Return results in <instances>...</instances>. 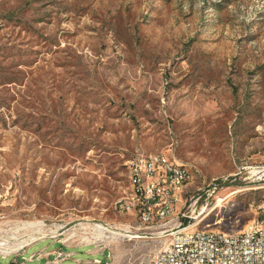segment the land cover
<instances>
[{
    "label": "rangeland",
    "instance_id": "374dc122",
    "mask_svg": "<svg viewBox=\"0 0 264 264\" xmlns=\"http://www.w3.org/2000/svg\"><path fill=\"white\" fill-rule=\"evenodd\" d=\"M150 154L196 168L186 207L221 180L223 202L189 209L201 227L232 233L258 216L264 0H0V237L112 226L62 264H148L169 234L115 204L129 163ZM51 240L18 263L45 264L28 259L61 248Z\"/></svg>",
    "mask_w": 264,
    "mask_h": 264
},
{
    "label": "built area",
    "instance_id": "2783aa9c",
    "mask_svg": "<svg viewBox=\"0 0 264 264\" xmlns=\"http://www.w3.org/2000/svg\"><path fill=\"white\" fill-rule=\"evenodd\" d=\"M196 173L193 166L172 161L165 154L142 155L129 163L127 177L130 191L116 202V211L132 215L149 229H163L161 234L170 236V242L155 250L148 264H264V198L254 207L258 216L245 224L242 230L232 233L209 230L200 226L205 218L197 222L189 209H193L194 214L198 211V216L202 217L213 201L216 200L217 206L223 202L224 198L217 196L221 180L214 179L205 187H199L186 207L188 200L185 195L188 187L195 182ZM38 225L27 224L19 228L38 232L41 230ZM98 225L101 224L84 228L80 233L71 232L66 240L57 239L59 236L54 235L31 237L25 241L24 235L17 230L9 239L0 237V257H11V263L19 264L17 258L29 247L53 239L51 241L61 248L51 251L42 249L32 254L28 261L46 259L45 264H62L76 255L73 249L95 244L90 237L102 238ZM105 227L111 231L118 229ZM2 230L0 226V233ZM76 235L78 238L68 243ZM94 248L91 254H104L106 250L97 245ZM93 263L111 264L108 260L103 263L99 259Z\"/></svg>",
    "mask_w": 264,
    "mask_h": 264
},
{
    "label": "bare ground",
    "instance_id": "6f19581e",
    "mask_svg": "<svg viewBox=\"0 0 264 264\" xmlns=\"http://www.w3.org/2000/svg\"><path fill=\"white\" fill-rule=\"evenodd\" d=\"M98 228H99V231L101 232V230L102 231H106V232H109V233H114L115 231H109V229L108 228H106L105 226H103V225H98L97 226ZM116 233H118V232H116ZM115 234V233H114ZM121 234V233H120ZM118 235V234H117ZM108 236V235H107ZM107 239H109V237H107Z\"/></svg>",
    "mask_w": 264,
    "mask_h": 264
},
{
    "label": "crops",
    "instance_id": "0c3cea01",
    "mask_svg": "<svg viewBox=\"0 0 264 264\" xmlns=\"http://www.w3.org/2000/svg\"><path fill=\"white\" fill-rule=\"evenodd\" d=\"M241 87H243L244 89L247 90L249 87H252V86L250 85V81H249L248 84H242ZM181 164H188V165H190L189 163H181Z\"/></svg>",
    "mask_w": 264,
    "mask_h": 264
},
{
    "label": "water",
    "instance_id": "95a60500",
    "mask_svg": "<svg viewBox=\"0 0 264 264\" xmlns=\"http://www.w3.org/2000/svg\"><path fill=\"white\" fill-rule=\"evenodd\" d=\"M11 264H15V263H11Z\"/></svg>",
    "mask_w": 264,
    "mask_h": 264
}]
</instances>
